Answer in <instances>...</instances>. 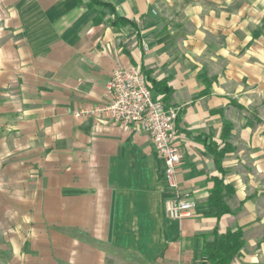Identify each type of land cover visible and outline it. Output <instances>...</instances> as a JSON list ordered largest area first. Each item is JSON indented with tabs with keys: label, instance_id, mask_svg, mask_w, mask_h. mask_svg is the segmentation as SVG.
I'll use <instances>...</instances> for the list:
<instances>
[{
	"label": "crops",
	"instance_id": "0c3cea01",
	"mask_svg": "<svg viewBox=\"0 0 264 264\" xmlns=\"http://www.w3.org/2000/svg\"><path fill=\"white\" fill-rule=\"evenodd\" d=\"M105 1L114 13L0 0V264H208L215 229L243 231L230 264H264V0ZM119 65L162 100L152 80L172 88L189 217L166 216L165 161L146 132L74 115L99 104ZM224 120L223 173L193 136L222 147ZM215 177L234 189L221 218L207 214Z\"/></svg>",
	"mask_w": 264,
	"mask_h": 264
},
{
	"label": "built area",
	"instance_id": "2783aa9c",
	"mask_svg": "<svg viewBox=\"0 0 264 264\" xmlns=\"http://www.w3.org/2000/svg\"><path fill=\"white\" fill-rule=\"evenodd\" d=\"M74 115L99 119L107 115L124 128L135 126L146 132L151 137L155 154L165 161L164 173L170 187V196L165 202L166 216L179 220L192 215L197 207V198L193 191L182 189L177 178L178 167L182 164L176 128L178 109L166 108L140 68L116 66L99 104L76 110Z\"/></svg>",
	"mask_w": 264,
	"mask_h": 264
},
{
	"label": "trees",
	"instance_id": "16d2710c",
	"mask_svg": "<svg viewBox=\"0 0 264 264\" xmlns=\"http://www.w3.org/2000/svg\"><path fill=\"white\" fill-rule=\"evenodd\" d=\"M82 2V0H78ZM88 6L91 10H96V6H106L115 12L113 5L105 0H89ZM112 25L118 23H132L126 18L115 16L110 21ZM135 26L134 23H132ZM145 74V72H143ZM146 75V74H145ZM147 79L148 76L146 75ZM153 87L156 91L164 93V104L166 108H169L168 101L172 93V88L165 82H157L152 80ZM210 82L207 83L206 90L209 87ZM180 114L178 115L177 122L179 121ZM234 125L229 120H224L222 129V140L224 145L220 147L217 143L209 140L208 137L193 136V138L202 140L207 150L213 155L216 167L224 173L222 168V160L224 156L233 151L232 145L228 142ZM234 189L231 185L225 184L223 178L215 177L213 179V187L210 190L208 197L209 211L207 214L212 217L221 218L224 214L232 213L233 209L225 201V195H232ZM244 235L241 229L228 230L223 234H219L217 229L213 230L210 234H205L203 245V259L208 264H230L232 259L238 254L242 246L244 245Z\"/></svg>",
	"mask_w": 264,
	"mask_h": 264
}]
</instances>
